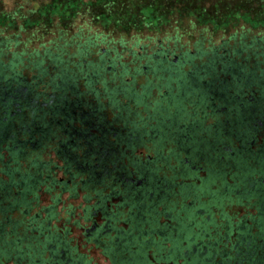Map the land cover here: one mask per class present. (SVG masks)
<instances>
[{"label":"flooded vegetation","instance_id":"flooded-vegetation-1","mask_svg":"<svg viewBox=\"0 0 264 264\" xmlns=\"http://www.w3.org/2000/svg\"><path fill=\"white\" fill-rule=\"evenodd\" d=\"M97 39L82 42L93 41L95 45L94 53L87 58L93 65L83 62L87 78L93 80L101 71L99 59L104 52L100 48L96 53L100 47L96 46ZM73 47L75 55L80 54L71 62L85 59V49ZM159 48L158 56L139 54L124 61L123 51L106 45L113 58L108 63L114 66H108L110 71L99 80L104 78L112 87L107 94L112 96L114 92L117 102L103 94L100 100L108 103L103 110L85 109L82 113L76 109L69 115L55 108L42 113V121L27 112L23 119L11 123L13 141H30L26 152L30 159L23 172L15 164L11 166L12 159L7 161L11 169L0 170L6 178L0 179V205L9 209L0 211V260L12 257L13 264H264V53L259 55L254 45L240 41L230 54L199 48L196 55L181 61L180 56H170L168 47ZM197 60L202 63L196 65ZM186 64L190 66L187 71ZM165 65L172 68V73L188 76L189 82L185 77L179 81L185 82L180 97L188 98L182 102L191 103L190 98L195 97L199 104L200 97L206 96L208 105H201L204 110L196 104L174 106L170 97L179 101L172 90L177 83H168L172 85L170 91L162 87L167 84V73L140 82L142 73L149 69H153L152 74L161 73L157 70ZM29 68L39 72L35 63ZM199 70L202 72L196 73ZM136 72L138 75L132 76ZM197 75L203 79H196ZM78 86V93L90 98L95 106V91L89 93L84 83ZM26 87L21 88L26 91ZM157 87L162 88L159 91ZM94 88L102 92L99 83ZM42 90L47 96L54 95L50 86ZM148 110L153 115L142 117ZM164 110L171 112L162 115ZM6 121L4 117L2 122ZM35 126L42 129L41 133H35ZM6 127L10 131V124ZM8 138V132L0 128V143ZM33 138L35 142H31ZM216 142H220L212 153L216 163L206 164V172L213 177H200L201 168L191 156L198 155L202 160L196 150ZM38 143L42 147L34 148ZM103 146H108L109 153L106 164L100 165L103 157L98 151ZM142 147L150 150L152 157L135 153ZM17 148L14 146V150ZM1 151L12 156L5 146ZM42 151L48 152L53 161L55 155L51 168L49 162L34 166ZM81 159L90 160L86 168H82ZM97 160L99 163H95ZM91 161V170L82 174ZM58 174L60 179L56 178ZM187 174L195 182H178ZM18 175L24 181L14 185ZM211 180H220L225 189L215 192L201 207L189 204L174 210L178 193L191 195L206 187V192H214L207 186ZM41 195L50 203L42 211L43 219L39 214L26 219L25 213ZM63 195L80 201L77 206L69 204L59 217L55 205ZM20 205L27 209L20 211ZM13 212L14 219L10 217ZM55 220L62 223L58 231L51 228Z\"/></svg>","mask_w":264,"mask_h":264},{"label":"rangeland","instance_id":"rangeland-1","mask_svg":"<svg viewBox=\"0 0 264 264\" xmlns=\"http://www.w3.org/2000/svg\"><path fill=\"white\" fill-rule=\"evenodd\" d=\"M92 1L94 0H82L81 6L75 11L69 10L68 15H65V13H59L60 10H53L52 7L46 9L48 7L46 5L50 4L51 0H0V63L6 65L15 58V61H17L18 57L26 56H22L21 52L23 51L32 54L33 59L40 60L45 57L44 50L47 52L45 48H48L51 42L56 44V49L51 48L48 53L61 54L62 52V58L65 61H76L80 53L75 55V47L65 46L69 42L67 39L74 38L75 34H78L79 38H81L80 42H86L89 38L98 37V44L103 50H105L108 43L111 47L116 46L118 48L117 52L123 51L121 54L124 61H129L132 57L139 56V54L149 57L158 56L161 51L160 46L165 49L168 47L170 56H173L172 54H175L174 56L176 57L180 56L181 61L187 56L196 55L199 48L202 50L210 49L220 55H226L230 54L233 51V45L240 41L254 45L255 48H258L259 55L264 53V11L260 17L256 12L245 13L246 17L240 12L242 9L238 11L235 9L237 5L231 2L233 0H188L187 4L181 3V6L180 4H175L172 8L161 1L164 6L158 9L160 14H157L154 19L142 18L141 14V16L139 15L140 18L130 20L121 17L122 12L118 14V11L112 16L111 13L106 11V14L112 16L107 21L104 18L100 19V13L95 10V5L91 3ZM250 1L252 2L253 0H244V3H249ZM234 5L235 7H233ZM233 12H236V14H233ZM129 13L133 12L129 11ZM221 16L222 19H220ZM5 17L6 19H4ZM117 17L121 18L116 19ZM25 18H28V21L23 23V20H26ZM102 39L104 41H100ZM43 44L44 46L42 47ZM123 47H125L124 50H122ZM35 52L39 54L37 57ZM195 62L196 65H199L202 60ZM143 63H145L144 60H142ZM23 64L26 63L24 62ZM189 68L190 66L186 64L184 70L187 71ZM151 70L153 69L147 70L146 74L142 73L140 82L146 77L150 79L161 75V73L152 74L153 71ZM20 71L21 74L27 75V78L37 74V71L30 68V72L24 68H20ZM51 74H55L54 70L51 71ZM125 80L129 82L131 79L127 77ZM153 93V96H155L156 91ZM193 100H195V97L190 98V101ZM148 115L152 116L153 113L150 110L142 112V117ZM162 115L166 114L163 112ZM6 142L7 140L3 142V147ZM219 144L220 142H216L205 145L200 151L196 150L202 160H199L198 155L191 156V161L198 163L201 168L200 177H206L207 175V179H212L213 175L210 174V176L206 172V167H208L206 164L214 166L213 163H216L212 153L214 154ZM135 153L140 156L147 155L152 157L151 151L144 147L136 150ZM0 154L1 170L3 164L11 160L12 157L5 151H1ZM48 156H50L48 152L42 151L41 155L38 156V162H49V168H51L56 162V157L52 154L55 160L53 161ZM29 159L30 157L27 155V157L15 164L19 172L27 169ZM58 163L61 164L60 161ZM175 165L176 163H173V166ZM208 171L210 172L209 169ZM1 174L0 179L5 180L6 178ZM60 177L61 174L56 175L57 179H60ZM184 179L191 183L195 182V179L191 180L189 175L184 176L183 179L178 178V182ZM208 184L206 185L209 186V190L214 192H206V187L203 189L204 191L198 190L191 195L178 193L176 195L177 208L173 207L174 210L179 211L182 207L189 204L201 207L203 206L202 203H205L210 196L216 194L215 192L220 193L225 189L220 180H211ZM175 191L179 192L180 190L176 188ZM175 191L173 190L172 193ZM36 195H38V192ZM36 199V204L25 213L26 219L32 218L36 214H39L40 218L43 219L42 211L46 206L50 205L48 202L49 198L44 195ZM79 201L68 200L66 195H63L60 202L55 205L59 217L63 216V212L69 207V204L72 203L77 206ZM26 209L27 207L25 206H19L20 211ZM227 211L235 213L234 210L229 208ZM10 217L12 219L16 218V213L12 216L10 214ZM197 221L198 223L201 222L200 219H197ZM61 224V221L55 220L52 222V230L58 231ZM6 230L8 231V229ZM43 255L46 256V253L40 257L43 258ZM12 260V257L8 259L2 258L0 264H13Z\"/></svg>","mask_w":264,"mask_h":264},{"label":"trees","instance_id":"trees-1","mask_svg":"<svg viewBox=\"0 0 264 264\" xmlns=\"http://www.w3.org/2000/svg\"><path fill=\"white\" fill-rule=\"evenodd\" d=\"M161 1H163L164 4L170 5L171 8L175 6V4H180L181 6V3H185V4L188 3V0H142V1L140 0H94L91 3L95 5V10H97L98 13H100L99 14L101 16L100 19L104 18V20L107 21L118 11H119L118 14L122 12V14L120 15L121 17L130 19V20L140 18L139 15L141 16V14H142V18L144 17L146 19H154L157 14H160L158 13V9L163 8L162 6H164L163 2ZM227 1H230V0H227ZM231 2L237 5L236 7L235 5L233 6L235 7L237 11L239 9H242L240 10V12L244 14L245 16H246L245 13L251 14V12L252 13L256 12L257 15L260 17L264 11V0H256V1L253 0L252 2L250 1L249 3H244V0H236V1L233 0ZM81 4H82V0H51L50 4L46 5L48 6L46 9H50L52 7L53 10H60L59 13L61 14L65 13V15H68L69 10L75 11V9L81 6ZM141 6H142V9H141ZM246 9H250V10H246ZM106 11H108V13H111L112 16L109 14H106L107 13ZM129 11H132L133 13H129ZM233 14H236V12H233ZM238 15L240 16V14ZM121 17H117L116 19H119ZM4 19H6V17ZM25 19L26 20H23V23L28 21V18H25ZM220 19H222V16ZM80 39L81 38H79V35L75 34L74 38L71 37L67 39L69 42L65 44L66 46L67 45L78 46V48L85 49V52L83 51L84 52L83 55L85 56V59H82V61L77 62V63L65 61L63 58L61 59L60 57H62L63 55L61 56L59 54H54L55 52L48 53L49 49L51 48L56 49V44L54 42H51L50 46L48 48H45L47 49V52H45L44 50L45 57L40 60L33 59L34 57H32L33 56L32 54H29L28 52L23 51L21 52L22 56L23 55H26V56H23L22 58L18 57V60L16 62H15V59H16L15 58L12 62L6 65L0 63V123H1L0 128L3 129L4 133L5 131L8 132L9 138L6 142L5 147L9 149V152L12 156L15 155V158L11 156L12 157L11 166L12 164H16L23 157H26L27 149L31 146L30 141H27L26 139H21V141L18 143L13 141L12 136L14 135V132L12 130L13 125H11V123L17 120V118L23 119L24 115H26L27 112H29L28 113L29 116H31L32 114L36 116L35 117L36 121H42L43 120L42 117L44 116L42 113L46 114L49 111L53 112L55 108H57L59 112L64 110V113H67L69 115H72L73 114L72 111L74 110L76 111V109H79L80 111L78 112H82V113L85 112V111L83 112V110L85 109L87 111L90 110V112L94 110L101 111L108 104V103H105L103 100H100V98L103 99V96H102L103 94H105L106 97H108L111 100V102L113 99H114L113 103L117 102L116 94L114 92H113L114 95L112 96H109L107 94L108 91H111V92L113 91V89H111L112 87L108 85L107 81L104 78L99 80L100 77H103L106 75V72L110 71L108 69V66L110 65L111 67L114 66L113 62H111V64L108 63L109 60H113V58H111L110 56V50L105 49L102 55L100 56L99 60L101 62L100 63L101 71L100 72L96 71L97 77H95V80H93L92 78L91 79L87 78L86 75H88V71L84 72L83 62H85L88 65L90 64V66L93 65V63L91 61H88L87 58L91 55V53H94L95 45L93 41L84 44L80 42ZM100 41H103V39ZM52 44H54V46H52ZM98 45L99 44H97L96 46ZM43 46L44 44L42 45V47ZM96 53H100V47L96 49ZM35 55L37 57L39 54L35 52ZM117 56L120 57V54H117ZM47 59L48 60L50 59L51 61H48V63H46ZM24 62L26 64H23ZM62 62L65 65H62V67L59 68L60 63L62 64ZM31 63L33 64L35 63L37 68L39 67V72L37 73L34 79L33 77L30 78L29 80L30 83H27L28 82L27 75L21 74L20 68H24L25 70H27L28 66ZM78 67L80 68L77 69ZM73 68L77 69V71L74 70ZM52 70H54L55 73L58 72L57 75H55V77L53 78L50 76V73ZM157 71L161 72V75H160L161 77H163L164 74L167 73V78H166L167 84L171 82L177 83L176 88L172 87L171 84L170 85L164 84V86H162L163 88L167 90H169L171 87H172V90H175L173 94L178 96L179 101H176L175 97L174 98L170 97L175 104L174 106H177L180 103L179 105H182L181 107L187 108V106H190V104H196L199 107V109L202 111L204 109L201 107V105H205V103L208 105V101L205 102V100H207L206 96H203V97L201 96L200 99L198 98L200 100L199 104H197V101L195 100H193L191 103H185V104L182 102L188 98L180 97V94L182 93L180 89H182V84H185V82L179 83V81H182L183 77H185L184 80H187L189 82L187 74H184L183 76H179L176 73H172L173 72L172 68L169 69L167 65H165L163 68L161 67ZM74 72H76V74H74L73 76L69 75ZM200 72H202V70H199L196 73H200ZM135 75H138L137 72L135 74H132V76H135ZM46 79H48L49 81L47 82ZM196 79L202 80L203 77L197 75ZM83 83L90 90L89 93L95 91V96H93V99L96 101L95 106H94L93 101L90 98L82 96L83 93H78L79 91L78 85H82ZM97 83H99L100 88L102 89V92H100L99 90H95L94 85H96ZM48 86L52 88L54 95L47 96V94L43 92L42 88L43 87L46 88ZM117 86H120V85H117ZM21 87H26V91H23L24 88H21ZM73 87L74 89L72 90ZM153 87L156 88V85ZM162 87H157V88L160 91ZM38 90H41V92H38ZM159 91L158 93L160 94ZM162 104H165L167 108L170 107L165 102ZM18 109H20V111H18ZM163 112L165 114H170L171 110L170 112L165 111V110ZM4 117L7 118V121H6L7 123L2 122V119ZM89 120L91 119L87 118L85 121L90 122ZM6 124H10V131L6 127ZM33 129L35 130L36 134L41 133V130H42L41 128H39V126L38 127L35 126V128ZM31 142H35V139L33 138ZM1 146L2 144L0 143V148ZM14 146H18V148L14 150ZM37 147L41 148L42 144L38 143L36 144V146L34 145V148H37ZM108 153H109L108 146H103L102 150L98 151V154L103 157L99 159V160H102L100 161L101 162L100 165L106 164L105 158L106 156H108ZM0 158H1V155H0ZM81 160H83V162L81 163L82 168H86V163L90 160H87V159H81ZM99 160L95 161V163H99ZM76 162L80 163V160H76ZM38 164L39 162L36 161L34 163V166L36 167ZM92 165L93 163L91 161L89 168L87 170L86 169L81 170L82 171L81 173L84 174L85 172H89L91 170ZM8 169H11L10 163L6 162L3 164V167L1 170L5 171ZM12 169L16 170L17 168L14 167ZM39 173L40 171L36 172L35 175ZM20 180H23L22 176L18 175L17 178L14 180L15 182L13 181L14 182L13 184L20 185L21 183ZM35 180L36 182L37 180L39 182V178H35ZM4 210L8 211L9 209L7 208V206L2 207L0 205V211L3 212ZM30 264H35V263H30Z\"/></svg>","mask_w":264,"mask_h":264}]
</instances>
